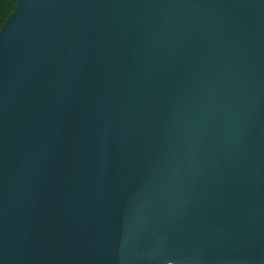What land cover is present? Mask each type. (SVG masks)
I'll list each match as a JSON object with an SVG mask.
<instances>
[{
  "label": "water",
  "instance_id": "95a60500",
  "mask_svg": "<svg viewBox=\"0 0 264 264\" xmlns=\"http://www.w3.org/2000/svg\"><path fill=\"white\" fill-rule=\"evenodd\" d=\"M167 262L264 264V0H16L0 264Z\"/></svg>",
  "mask_w": 264,
  "mask_h": 264
},
{
  "label": "trees",
  "instance_id": "16d2710c",
  "mask_svg": "<svg viewBox=\"0 0 264 264\" xmlns=\"http://www.w3.org/2000/svg\"><path fill=\"white\" fill-rule=\"evenodd\" d=\"M16 4V0H0V29L8 17L13 11Z\"/></svg>",
  "mask_w": 264,
  "mask_h": 264
},
{
  "label": "snow or ice",
  "instance_id": "6c2138e0",
  "mask_svg": "<svg viewBox=\"0 0 264 264\" xmlns=\"http://www.w3.org/2000/svg\"><path fill=\"white\" fill-rule=\"evenodd\" d=\"M171 261H172L171 259L168 260V262H171ZM168 262H167V264H168Z\"/></svg>",
  "mask_w": 264,
  "mask_h": 264
}]
</instances>
